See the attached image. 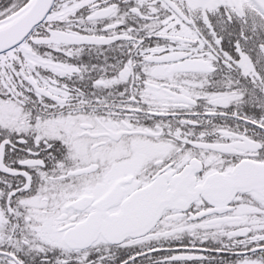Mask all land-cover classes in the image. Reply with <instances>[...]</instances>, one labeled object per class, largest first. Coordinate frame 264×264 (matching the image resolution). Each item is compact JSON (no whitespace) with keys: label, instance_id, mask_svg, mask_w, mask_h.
Returning a JSON list of instances; mask_svg holds the SVG:
<instances>
[{"label":"snow or ice","instance_id":"1","mask_svg":"<svg viewBox=\"0 0 264 264\" xmlns=\"http://www.w3.org/2000/svg\"><path fill=\"white\" fill-rule=\"evenodd\" d=\"M0 264H264V0H0Z\"/></svg>","mask_w":264,"mask_h":264}]
</instances>
